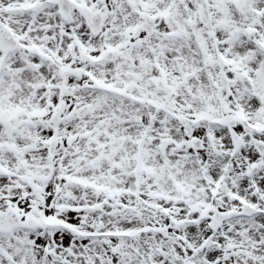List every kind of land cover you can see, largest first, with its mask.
<instances>
[{
    "label": "snow or ice",
    "instance_id": "1",
    "mask_svg": "<svg viewBox=\"0 0 264 264\" xmlns=\"http://www.w3.org/2000/svg\"><path fill=\"white\" fill-rule=\"evenodd\" d=\"M0 264H264V0H0Z\"/></svg>",
    "mask_w": 264,
    "mask_h": 264
}]
</instances>
